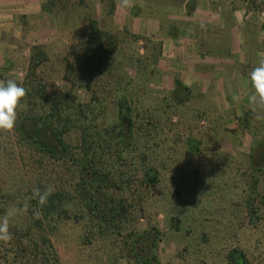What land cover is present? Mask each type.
I'll return each mask as SVG.
<instances>
[{"label":"rangeland","instance_id":"1","mask_svg":"<svg viewBox=\"0 0 264 264\" xmlns=\"http://www.w3.org/2000/svg\"><path fill=\"white\" fill-rule=\"evenodd\" d=\"M142 1L148 5L154 2V10L163 18L164 11L170 9L166 3L182 4V0ZM197 2L203 10L223 12L226 23L238 12L243 25L239 34L242 50L257 55L258 63L264 53V13L247 15L235 8L233 0ZM82 22L76 37L62 50L56 46L36 48L31 58L14 62L8 69L0 66V80L21 84L32 75L35 85L49 94H68L69 99L87 103L92 98L87 89L92 78L93 91L109 107L102 118L107 122L115 117L118 99L124 96L129 100L137 152L147 153L160 182L146 187L139 179L141 173L131 169L133 187L124 196L132 208L124 235L158 229L161 241L157 253L162 264H264V114H254L249 108L251 93L242 92V99L235 101L237 106L226 116L218 108L206 113L198 98L177 104L172 91L161 85L157 68L161 42L127 29L105 28L99 21L111 40L102 41L107 60L101 66L95 62L91 67L99 69L93 71L88 58L100 43ZM222 35L228 39V32ZM228 45L227 40L224 50H229ZM16 136L14 129L0 133V216L13 205L22 207L27 202L29 208L10 221L14 238L8 244L0 243V264H42V229L33 218L37 200L31 197L34 188L43 191L48 185L54 187V193L70 195L62 204L67 217L55 216L46 222L59 264H133L125 240L103 228L78 200L73 162L40 160ZM64 139L71 149L79 145L75 131Z\"/></svg>","mask_w":264,"mask_h":264},{"label":"trees","instance_id":"2","mask_svg":"<svg viewBox=\"0 0 264 264\" xmlns=\"http://www.w3.org/2000/svg\"><path fill=\"white\" fill-rule=\"evenodd\" d=\"M181 3L186 4L189 13L198 5L197 0H182ZM232 4L235 8L245 10L247 15L264 13V0H233ZM86 24V30L100 43L88 58L89 69L98 72L99 68L92 67L95 62L101 66L107 60V47L102 41L109 35L100 29L97 20H88ZM68 66L75 71L73 64ZM31 76L28 75L20 84L27 89V96L22 102L25 107L17 112L14 127L18 141L24 148L34 150L40 160H71L78 174V200L103 228L117 233L125 240L124 247L129 260L133 264H162L157 253L161 241L158 229L132 231L124 235L129 226L132 208L124 196L133 187L134 175H129L131 169H137L141 173L138 178L146 187H155L160 182L159 172L149 164L147 153L137 152L139 143L136 123L129 100L124 96L120 97L115 117L107 122L102 118H105L109 107L99 101V93L93 91L90 83L92 78L87 86L92 98L90 102L80 103L75 98L69 99L68 94H49L46 88L35 85ZM79 79L80 77L77 78ZM187 92L182 83L177 81L176 89L171 94L173 101L177 104L185 103ZM74 131L79 134L80 139L78 147L71 149L64 138ZM69 196V193H53L46 205H35V209L39 208L42 213L37 220L42 229V264H59L46 222L55 216L67 217V209L62 204ZM35 247L40 249L38 244Z\"/></svg>","mask_w":264,"mask_h":264},{"label":"crops","instance_id":"3","mask_svg":"<svg viewBox=\"0 0 264 264\" xmlns=\"http://www.w3.org/2000/svg\"><path fill=\"white\" fill-rule=\"evenodd\" d=\"M117 4L118 0H0V66L8 69L31 58L37 47L62 50L78 34L81 21L97 20L105 28L127 29L161 42L157 67L161 85L173 92L180 81L188 90L187 101L198 98L208 114L218 108L222 115H229L237 106L234 93L240 100L242 92L252 93L247 72L257 65V55L242 50L238 12L226 23L223 12L206 11L200 5L189 13L186 4L166 3L170 9L163 18L154 10V2L134 0L128 10ZM223 31L228 32V51Z\"/></svg>","mask_w":264,"mask_h":264},{"label":"clouds","instance_id":"4","mask_svg":"<svg viewBox=\"0 0 264 264\" xmlns=\"http://www.w3.org/2000/svg\"><path fill=\"white\" fill-rule=\"evenodd\" d=\"M117 7L128 10L134 7V0H118ZM255 67L248 73V80L253 89L247 97L248 105L254 114H264V53ZM27 96V89L13 79L0 80V133L11 132L17 121V112L25 105L22 103ZM233 100L239 102L240 96L233 94ZM52 185L46 186L43 191L40 188L32 190L31 199H36L40 207L47 204L49 197L54 193ZM29 204L25 202L22 207L15 205L5 210L0 216V243H10L14 236L10 231V221L16 216L27 212ZM42 213L39 208L33 211V218L40 219Z\"/></svg>","mask_w":264,"mask_h":264}]
</instances>
